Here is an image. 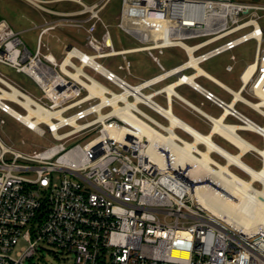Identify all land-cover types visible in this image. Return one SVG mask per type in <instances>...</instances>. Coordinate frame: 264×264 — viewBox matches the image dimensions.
<instances>
[{
	"label": "built area",
	"instance_id": "obj_1",
	"mask_svg": "<svg viewBox=\"0 0 264 264\" xmlns=\"http://www.w3.org/2000/svg\"><path fill=\"white\" fill-rule=\"evenodd\" d=\"M24 1L55 19L38 26L34 52L6 21L0 22V63L30 77L41 95L0 73V127L6 125L5 114L52 144L22 150L0 138V264H41L44 246L72 253L73 264H264V230L255 237L233 229L196 204L193 184L175 167L169 145L152 142L146 128L136 124L141 120L168 134L170 121L157 107L170 109L177 102L212 128L214 117L177 92L186 85L220 108L221 116L235 102L225 120L258 124L236 108L241 102L262 117L259 126H264L259 22L264 0H121L114 25L100 15L112 0ZM63 2L79 8L47 6ZM56 29H74L83 41L63 44L60 61L44 41ZM249 41L256 43L254 60L240 72L237 90L200 72L203 63L224 53L237 62L233 51ZM125 42L134 45L125 47ZM171 48L182 49L186 59L166 68L161 58ZM136 53H145L161 72L129 82L128 56ZM112 58H120L113 67L101 61ZM234 63L226 71H234ZM203 77L230 101L200 84ZM93 79L104 86H88ZM26 116L33 124L23 120Z\"/></svg>",
	"mask_w": 264,
	"mask_h": 264
},
{
	"label": "rangeland",
	"instance_id": "obj_2",
	"mask_svg": "<svg viewBox=\"0 0 264 264\" xmlns=\"http://www.w3.org/2000/svg\"><path fill=\"white\" fill-rule=\"evenodd\" d=\"M98 0H85L86 3L91 4ZM258 1V0H257ZM48 7L61 10V11H72L79 8L74 3H56V4H48ZM120 7H121V0H112L106 8L100 14L102 19L108 23L114 25L117 22L118 16L120 14ZM260 25L264 29V11H260ZM55 16L38 10L37 8L33 7L31 4L27 3L24 0H0V22L6 21L7 24L22 38V40L26 43L28 48L34 52L36 48V41L38 34L40 32L39 25L43 24L45 20H53ZM113 32V31H112ZM60 39L58 41L57 39ZM81 36L77 34L74 29H56L51 31L48 35L45 36L44 41L48 42L51 46V51L54 56L57 58V61H60L62 58L61 50L63 48V44H71L75 43L77 39H80ZM125 47L132 46L134 43H124ZM256 49L255 41H249L247 43L242 44L241 46L237 47L233 53L237 57V62H232L230 60L231 53H224L217 57L210 59L209 61L203 63L201 65L202 69L206 71L208 74L219 79L220 82L227 85L228 87L232 88L233 90H237L241 85L239 74L245 68V66L254 60ZM44 52H46L44 50ZM131 60L132 64V76H128L127 79L131 83H138L150 77H153L161 72L159 67L153 63L148 57H146L145 53H136L131 54L128 56ZM186 59V55L184 51L180 48H171L165 51V54L161 58L162 64L166 68H171L176 66L177 64L183 62ZM104 64H110L112 67L116 66L120 62V58H112L107 60H101ZM234 63V71L228 72L226 71V65ZM87 71L95 76L98 80L103 82L107 86H112V88L118 91L117 88L113 87L111 83L106 81L100 75H97L95 72L87 69ZM0 73H3L16 83L20 84L24 88L32 91L36 95H41L40 89L35 85L30 77H28L24 73L16 72L11 67L1 64L0 63ZM124 73L120 72V75ZM198 82L205 86L206 88L210 89L214 94L220 96L225 101L229 102L231 96L223 91L220 87L212 83L206 78L198 79ZM149 92V90H144ZM177 92L180 93L182 96L186 97L190 101L200 104L201 101H205L204 98L193 91L189 86H181L177 88ZM244 97L249 98L252 101H255L254 98L250 97L247 93L243 94ZM156 100L163 105L164 107L167 106L165 99L162 97L156 98ZM12 107L23 113V110L17 107L14 104H11ZM148 114L158 119L162 123L166 124L167 121L163 119L161 116L156 115L155 112L152 110L141 106ZM236 108L243 114L250 117L258 124H263L262 117L250 107L248 108L247 105L243 103H238ZM208 111H210L213 115L218 116L220 114V110L218 108L210 106L209 103H206V107ZM173 112L182 120L187 121V124L191 125L195 129L199 130L201 133H208L210 128L208 121H203V119L197 115H194L189 110L184 108L181 104L175 102L173 107ZM6 119V125L4 127H0V138L7 144H13L18 146V148L22 150H31L33 148H40L43 146H48L52 144L51 141L48 142L45 138L39 137L34 132L27 130L25 127L14 121L9 116L3 114L2 117ZM228 122H238L234 118L227 119ZM176 133L179 136H182L183 139L187 141H192L190 135L184 133L183 131L176 129ZM239 134L244 138L247 139L249 142L254 144L256 147L262 149V139L255 133L250 131H239ZM215 142L219 145H222L224 148H227L231 153H237V149L232 145L226 143L222 138L215 136ZM21 141H24L22 144ZM262 147V148H261ZM200 149H204V146L200 145ZM215 160L220 163H225V160L222 159L219 154L215 153L212 155ZM243 161L246 162L249 166L254 169H260L263 162L260 160L256 153L250 152L248 155L244 156ZM231 169L240 177L249 179L248 175L241 171V169L237 168L236 166H231ZM257 188H261V184L255 182ZM38 259L41 264H73V254L70 252H62L58 248H53L51 246H44L43 249L40 250V254H38Z\"/></svg>",
	"mask_w": 264,
	"mask_h": 264
},
{
	"label": "bare ground",
	"instance_id": "obj_3",
	"mask_svg": "<svg viewBox=\"0 0 264 264\" xmlns=\"http://www.w3.org/2000/svg\"><path fill=\"white\" fill-rule=\"evenodd\" d=\"M69 62L70 57L65 60V63ZM200 72L203 70L200 69ZM73 75L78 77L77 74ZM93 82V85L88 86H104L96 79H93ZM168 90L169 94L174 92L173 86H170ZM236 96L240 97L239 93ZM234 106L235 102L229 104L225 107L226 111L220 118L212 119L214 122L212 130L211 133L207 134L201 133L187 122L185 123L170 109L157 106V109L170 121L169 126H165L168 129V134L141 120L136 124L146 128L145 130L150 135L152 142H156L160 147L169 145L171 159L174 161L175 167L182 170L184 178L193 184L190 192L195 198L196 204L228 227L242 230L256 237L262 234L261 231L264 230V148L256 147L244 139L237 130L257 132L263 140L264 126L260 127L259 124L250 121L245 124L224 122L225 116L229 113V108ZM33 113L31 111L29 115L32 116ZM31 116H26L23 120L33 124L30 121ZM176 127H181L184 132L193 137L192 141H187L179 136L174 131ZM214 133L227 138L240 152L231 153L225 150L212 138ZM177 138H180L183 143L176 142ZM200 145H203L204 149H200ZM247 152L262 155V168L254 169L243 161V155ZM215 153L222 156L225 163L215 160L212 156ZM154 160L162 164V159L159 156H156ZM231 166L242 169L249 179L245 180V178L237 175ZM255 182L260 183L261 188H257L254 185Z\"/></svg>",
	"mask_w": 264,
	"mask_h": 264
},
{
	"label": "crops",
	"instance_id": "obj_4",
	"mask_svg": "<svg viewBox=\"0 0 264 264\" xmlns=\"http://www.w3.org/2000/svg\"><path fill=\"white\" fill-rule=\"evenodd\" d=\"M81 36V38L80 39H77V41L80 43V42H83L82 41V35H80ZM182 63V62H181ZM180 64V63H179ZM178 65V64H177ZM174 66V65H173ZM204 71V70H203ZM206 72V71H205ZM151 78V77H150ZM194 91V90H193ZM196 93H197V91H196ZM198 94H200V93H198ZM203 98H204V96L202 95V94H200ZM184 97V96H183ZM184 98H186V97H184ZM187 99V98H186ZM189 99H187V101H188ZM204 100L205 101H201L200 102V104H196V103H194V102H192L193 104H195L198 108H200L201 110V112L202 113H204V114H206L207 116H208V118L211 116L212 118L214 117V118H220L219 116H221V114H222V110L220 109V108H218L214 103H212L211 101H209V100H206L205 98H204ZM190 101V100H189ZM206 103H209L210 104V106H212V107H215L216 109L218 108V110H220V114L218 115V116H215V115H213L210 111H208L207 109H205V107H206ZM173 107H174V105L172 106V108H170V110L173 112ZM185 108V107H184ZM174 113V112H173ZM194 115H197V116H199V117H201L202 119H203V121H205L206 122V118L205 117H203V116H201L200 114H195V113H193ZM176 115V114H175ZM177 116V115H176ZM180 118V117H179ZM181 119V118H180ZM229 119V118H228ZM182 120V119H181ZM225 120V119H224ZM184 121V120H183ZM187 121H185V123H186ZM224 122H228L227 121V119L224 121ZM228 123H232V122H228ZM237 122H233L232 124H236ZM189 124V123H188ZM209 124V126H210V128H209V130H208V133H211V130H212V128H211V125H210V123H208ZM243 131V130H242ZM254 133V132H253ZM207 134V133H206ZM255 134H257V133H255ZM258 135V134H257ZM215 136H218V137H220V138H222V140H224L226 143H228L229 145H232L233 147H235L237 150H238V148L234 145V144H232V142H230V141H228L227 140V138H223L222 136H220L219 134H216V133H214L213 135H212V138L214 139V137ZM259 136V135H258ZM260 137V136H259ZM261 139H262V137H260ZM215 141V140H214ZM262 147L264 148V140H262ZM222 146V145H221ZM223 147V146H222ZM261 147V148H262ZM224 148V147H223ZM225 150H227V151H229L227 148H224ZM231 152V151H230ZM238 152H240V150H238L237 151V153ZM248 153H250V152H247V154L245 153L244 155H243V157L244 156H246V155H248ZM220 156V155H219ZM221 158H222V156H220ZM223 159V158H222ZM261 160V159H260ZM263 162V161H262ZM263 165V164H262ZM261 168H262V166H261ZM241 171H242V169H241ZM243 172V171H242Z\"/></svg>",
	"mask_w": 264,
	"mask_h": 264
}]
</instances>
